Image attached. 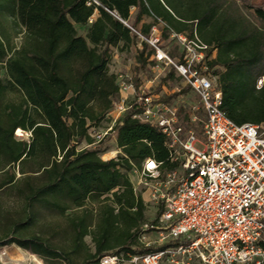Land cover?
<instances>
[{
  "label": "trees",
  "instance_id": "1",
  "mask_svg": "<svg viewBox=\"0 0 264 264\" xmlns=\"http://www.w3.org/2000/svg\"><path fill=\"white\" fill-rule=\"evenodd\" d=\"M87 1L0 0V190L13 188L24 213L6 225L0 206V248L16 244L55 264H73L74 254L82 255L79 264H101L108 252L147 253L174 244L171 239L140 244L146 205L129 176L147 157L161 162L164 172L175 169L162 131L134 118L139 110L132 107L102 140L82 147L94 141L92 129L103 127L118 94L116 75L109 71L110 47L128 46L137 38L123 21L136 28L149 17L151 23H163V38L170 30L185 32L209 46L208 55L215 49L209 66L226 116L238 124L264 121V0ZM150 26L144 25L142 33ZM19 34L16 46L12 40ZM151 53L141 41V67L150 64ZM173 72L161 82L172 79ZM10 93L18 100H5ZM190 112L178 110L186 128ZM16 128L28 131L29 138H15ZM113 136L121 154L104 160L105 143ZM36 206L62 215L72 210L67 214L73 231L69 249L23 233L36 219ZM162 209L160 203L154 218ZM88 235L93 251L84 240Z\"/></svg>",
  "mask_w": 264,
  "mask_h": 264
},
{
  "label": "built area",
  "instance_id": "2",
  "mask_svg": "<svg viewBox=\"0 0 264 264\" xmlns=\"http://www.w3.org/2000/svg\"><path fill=\"white\" fill-rule=\"evenodd\" d=\"M91 3L98 1H87ZM123 23L152 49L148 66L173 69L177 86L166 93L160 81L158 88L150 90L153 79L136 84L128 74L117 72L118 94L106 114L109 125L93 128L94 141L82 147L102 140L132 107L139 110L134 118L162 131L169 160L180 171L164 172L161 162L152 157L136 169L137 185L153 181L150 197L157 208L160 203L163 207L157 218L139 226L138 240L144 246L169 239L174 244L147 253L108 252L100 263L264 264V121L238 124L226 116L209 66L215 49L208 55L206 44L170 30L168 37L177 42L171 55L162 47L163 23H152L147 34ZM185 87L188 90L183 91ZM175 93L187 94V99L176 102ZM164 96H171L170 100H163ZM179 107L191 111L188 128ZM149 233L156 235L154 240Z\"/></svg>",
  "mask_w": 264,
  "mask_h": 264
},
{
  "label": "rangeland",
  "instance_id": "3",
  "mask_svg": "<svg viewBox=\"0 0 264 264\" xmlns=\"http://www.w3.org/2000/svg\"><path fill=\"white\" fill-rule=\"evenodd\" d=\"M96 14V13H95ZM94 14V15H95ZM135 15V9L131 10V16L129 18V22L132 23L133 18ZM152 19L149 17H144L137 25L136 29L142 32L144 25L152 24ZM159 26H162V22L158 23ZM78 32L80 34H84L85 30L82 27L78 28ZM22 41L21 34L17 36H13V44L18 46ZM177 42L175 40L170 39L169 37L162 39V47L166 50L171 52L172 50L175 51V47L177 46ZM141 49V39L140 37L135 38V40L130 43L128 46L123 45L120 43L118 46L110 47V62H109V71L111 73L116 74L117 72H124L128 74L134 81L135 79L140 82H146L149 79L152 80V85L149 87L150 90H155L158 88L161 79L164 75L168 72L167 68L162 70L161 68H152L151 66H144L141 67L137 62V54ZM176 52V51H175ZM0 77H4V71L0 72ZM163 87L160 86V89L166 93L171 92L177 84L173 82V79L167 80L164 83ZM156 96V95H155ZM186 95L183 96H174V101L181 102L183 99H187ZM189 96V95H188ZM129 99H132V96L128 95ZM5 100H18V96L15 93L7 94L4 98ZM109 125L107 121L103 122V127ZM103 127H100L102 129ZM16 128L14 131V136L17 139H27L29 138V132L24 131ZM107 150L101 154V158L106 160L112 158L114 155L117 156L121 154V149L116 146L115 136L110 138L105 143ZM199 147V145H197ZM116 150V152H115ZM114 152L111 156H104L105 153ZM3 163L0 159V168L2 167ZM177 172H179V168H175ZM16 176H20L18 169L16 168ZM129 176L133 183V186L136 187V192L141 195L144 203L146 205L144 211V221L143 222H150L154 219L155 213L157 210V203L156 201L152 200L150 197V186L154 184L151 180H146L148 185L139 184L137 185L139 179V173L134 168L130 173ZM0 206H2L3 210V217L2 221L3 224L9 225L14 221L20 220L23 218V203L22 199L19 197L17 192L10 187H4L0 190ZM94 208V207H93ZM74 212H80L79 209H73ZM36 219L32 225H30L27 231L23 233L29 234L31 232L37 233L48 241L53 243L54 245L69 249L71 246V238H72V228L69 224L67 214L71 213L72 210L67 211L65 214H59L57 211L52 209H46L40 206H36ZM92 227L96 223V216L93 215L92 217ZM23 231V230H22ZM155 234H148V237L151 240H154ZM87 247L93 251V243L91 241V237L88 235L84 238ZM82 255H72L73 264H79L81 261ZM0 263L1 264H55L54 261L45 260L40 258L38 255L30 252L29 250H25L22 247L17 246L16 244L6 245L0 248Z\"/></svg>",
  "mask_w": 264,
  "mask_h": 264
},
{
  "label": "bare ground",
  "instance_id": "4",
  "mask_svg": "<svg viewBox=\"0 0 264 264\" xmlns=\"http://www.w3.org/2000/svg\"><path fill=\"white\" fill-rule=\"evenodd\" d=\"M20 131V129L18 130V132ZM114 154V152H109V153H105L104 154V156H111V155H113Z\"/></svg>",
  "mask_w": 264,
  "mask_h": 264
},
{
  "label": "crops",
  "instance_id": "5",
  "mask_svg": "<svg viewBox=\"0 0 264 264\" xmlns=\"http://www.w3.org/2000/svg\"><path fill=\"white\" fill-rule=\"evenodd\" d=\"M30 134V133H29ZM115 142H116V140H115ZM117 146V145H116ZM116 151V150H115Z\"/></svg>",
  "mask_w": 264,
  "mask_h": 264
}]
</instances>
